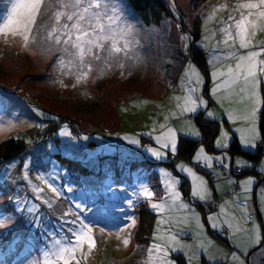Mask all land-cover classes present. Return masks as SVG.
Masks as SVG:
<instances>
[{"label": "rangeland", "instance_id": "374dc122", "mask_svg": "<svg viewBox=\"0 0 264 264\" xmlns=\"http://www.w3.org/2000/svg\"><path fill=\"white\" fill-rule=\"evenodd\" d=\"M165 2L170 14L166 15L161 24L145 26L138 19L129 20L134 23L140 35V45L136 51L140 57L138 61L124 60V68L113 67L99 77L93 70L91 75L80 83L76 82V77H59L51 66L52 57L24 47L20 36L0 33V90L6 92H0V124L4 125L0 127V140L11 134H22L26 128L34 127L37 123L41 126L43 122L40 118L46 115L55 117L56 120L60 119L59 115L74 119L63 121L62 126L57 129L58 140L49 139L41 146L31 145L29 142V155L37 156L26 159L20 174L16 171L15 160L0 167V214L13 220L5 228H0L5 229L0 235L5 259L0 261V264H29V261L37 258L50 239L47 234L60 228L65 212L70 213L67 219H72L71 213H79L93 226L96 245L90 253L85 245L86 258L78 253L80 264H161L162 254L155 251L153 259L147 262V249L153 244L163 243L169 235L176 233H179L185 246L177 247L176 250L169 249L167 260L173 264H177V253H182L188 264H203L204 259L207 264H236L228 255L236 250L235 244L231 243V233L226 228H211L212 222L207 219L219 213L220 207L206 213L198 206L200 200L193 201L194 198L191 197L190 201L186 198L180 187L183 180L181 174H186L179 173L176 167L174 171L168 165L159 164L148 169V164H145L146 168L141 164L133 166V163H140L145 157L159 161L146 149L167 151L161 148L155 137L168 128L174 131L177 143L180 135L191 136L189 133H200L199 122L195 117L199 111H203L206 116L211 112L213 115L208 117L219 119V137L227 129L230 132L228 127H232L241 139L239 129L250 126V121L243 119L247 107L246 100L241 99L239 95L228 94L224 89L213 95L211 89L225 77L214 79L212 72L217 69L227 72L229 67H235L236 60L229 56L230 51L245 53L248 50H259L264 43V31L257 32L252 38L251 49H238V45L236 49H230L228 45L218 43L223 39V33L220 31L223 25L219 21L221 17H227L237 0H209L203 5H197L195 0ZM220 3H227L228 8L219 9L213 19H206L213 6ZM7 6H10L9 0H0V17L6 13ZM124 7L127 13H130L129 8L125 5ZM198 25L200 33L195 43L205 54L203 66L193 60L190 52L194 40L193 33ZM231 43L232 41H229V44ZM216 56L222 59L217 60L214 67L212 61ZM261 58L264 59V56ZM190 65L200 74L202 83L198 86L197 95L206 102L196 113L181 110L183 98L188 94V81L190 78L195 79L186 72ZM242 86V81L235 86L237 92ZM259 90L261 98L264 99V78L261 79ZM218 96L222 98L218 99ZM40 107L50 111H42ZM261 107L262 105L255 121L260 138ZM33 113L38 115L39 120L35 119ZM226 117L230 126L224 120ZM62 131L70 135H61ZM128 137L139 140V144L130 143ZM228 141L231 142L230 137ZM200 147L209 155L224 156L223 163L227 167H222L219 161L214 160L213 167L206 169L198 166L193 157L192 160L176 161L175 166L183 163L204 176L212 189V196L217 186H214L215 183L230 184L225 190L218 184L219 196H226L224 199L218 198V204L226 198L231 200L237 194L242 196V188L241 193L237 189L234 190V182L228 183L227 175H224V170L230 169L232 158L225 149L227 147L220 151L207 149L204 143H200L198 149ZM256 147L251 149L255 150ZM43 148L47 152L44 156L41 155ZM64 157L73 161L66 162ZM238 159L245 161L243 157ZM81 164L90 170L85 171ZM261 165L264 173V156ZM161 168L172 171L173 175L181 179V183L177 185L181 199L199 214V221L190 218L187 222L173 227L175 219L185 214L184 209H177L172 215L167 211L157 212L150 241L138 244L134 240L137 227L135 211L141 201L147 200L135 199L133 192L141 183H147L155 193L150 173H157L162 183L159 171ZM206 170L208 172H205ZM216 170L224 171L221 176L224 178L223 183L221 178L215 176ZM212 172L215 174L213 180L209 176ZM37 176H44L61 194L57 196L52 193L46 184L37 180ZM248 177H254V192L250 203H255L261 186H257L258 177L254 173H249L241 179ZM34 185L44 188L43 197L52 200L51 206L35 199ZM228 189L230 191H227ZM129 199H135L133 207L128 206ZM152 199L155 202L161 198L155 193ZM34 203L40 207L38 218L33 223L30 222L33 218L26 209ZM76 204H80L81 208L77 209ZM18 206L24 211H17ZM225 212L236 215L239 219L232 204L225 206ZM254 218L264 225V213L254 212ZM132 220H135V223H132ZM201 224L204 225L203 228L199 226ZM250 224L251 222H248L244 226L248 227ZM209 227L224 239L216 237ZM126 238L129 240L127 245L124 244ZM225 239L229 243H226ZM201 241L205 243V247L199 246ZM208 241L212 243L209 244ZM261 253H264V244L259 246V251L255 247L251 248L246 259H250V264H264ZM72 264H75V261H72Z\"/></svg>", "mask_w": 264, "mask_h": 264}, {"label": "snow or ice", "instance_id": "6c2138e0", "mask_svg": "<svg viewBox=\"0 0 264 264\" xmlns=\"http://www.w3.org/2000/svg\"><path fill=\"white\" fill-rule=\"evenodd\" d=\"M9 4L10 6L6 7V13L0 17L2 20L0 33H10L13 37L18 35L22 38L24 47L35 45L42 54H56L54 67L64 75H75L77 83L87 79L93 70L99 77L113 67L124 68V60L138 61L140 59L136 54L139 46L138 40L135 39L136 27L128 21L124 9L120 6V0H9ZM225 8H228L227 3L213 6L206 19H213L217 10ZM44 17L47 19L43 23H38V20ZM219 23L223 25L220 28L223 39L218 43L222 42L230 49H236L237 45L238 49H251L253 47L252 38L257 32L264 31V0H237L232 11L227 17H221ZM229 41L232 43L229 44ZM229 56L235 58V67H229L227 72L214 70L212 72L214 79L225 78L216 83L211 91L213 95H216L224 89L226 93L239 95L241 99L246 100L247 107L243 119L250 121V126L239 129V131L241 132V143L246 147L254 148L257 146V140L260 139L255 126L257 112L260 106L264 105V99L261 98L259 90L261 79L264 78V59L261 58L264 56V43L259 50H248L245 53L230 51ZM220 59H222L220 56L213 58L214 67L215 62ZM186 72L195 79L190 78L188 81V94L183 98L181 110L196 113L198 108L206 103L197 95L202 79L191 65ZM241 81L243 86L237 92L235 86ZM207 115L212 116L213 113L209 112ZM8 124L11 126V121ZM3 126L0 124V127ZM61 135H70V133L62 131ZM195 135L198 136L199 133L196 132ZM226 137L227 133L222 132L215 141V146L227 147ZM127 139L132 144H139L137 139L131 137ZM155 139L161 148L167 150L146 149L155 159L164 161L169 153L173 157L176 156L178 143L171 128L156 136ZM224 159V156L209 155L203 147H200L193 156L194 162L206 169L213 167L214 160L219 161L222 167H227L223 163ZM236 163L241 166L247 164L246 161L241 160H237ZM175 167L179 173L186 174L190 180L191 197L201 201L212 198V189L204 176L197 174L192 167L183 163ZM159 171L165 196L154 202L152 198L155 193L147 183H141L133 192L134 198L147 200L150 207L158 213L167 211L169 215H172L177 209H184L185 214L175 219L173 227L187 222L190 218L199 221V214L181 199V193L177 189L181 179L167 169L161 168ZM37 180L46 184L47 188L57 196L61 194L44 176H37ZM238 183L243 189V195L237 194L231 200L224 201L219 205L220 212L207 219L212 222L211 228H226L231 233V243H234L236 247V250L228 254L231 259L236 264H250V259L246 258L251 248L255 247L259 251V246L264 244V225L254 218V212L264 213V187L259 189L256 202L250 203L254 192V177H248ZM68 190L71 191L70 188ZM33 193L37 201L42 200L43 203L51 206L52 200L43 197V187L34 185ZM135 199L127 200L129 207L134 206ZM227 204L235 207L239 219L236 215L225 212ZM39 207V204L34 203L26 209L33 218L30 222H36ZM76 208L80 209L81 205L76 204ZM17 211L22 212L24 209L18 206ZM69 215V212L63 214L60 228L47 234L50 239L46 247L37 258L29 261V264H72V261L80 264L78 253L87 257V253L84 252L85 245H87L88 253L93 250L96 239L91 223L82 218L79 213H71L72 219L70 220L67 219ZM0 217H2L0 228H5L7 224L13 222L11 217H4L3 214H0ZM248 222H251L250 226L245 227L244 225ZM132 223H135V220H132ZM199 226L204 227L203 224ZM168 231L170 232L171 229ZM128 243L129 240L126 238L124 244ZM208 243L212 242L208 241ZM181 246L185 245L179 233L169 235L163 243L153 244L147 249V262L153 259L155 251L162 254L161 264H173L167 260L169 249L176 250ZM199 246L205 247V243L201 241ZM261 259H264V253H261Z\"/></svg>", "mask_w": 264, "mask_h": 264}, {"label": "trees", "instance_id": "16d2710c", "mask_svg": "<svg viewBox=\"0 0 264 264\" xmlns=\"http://www.w3.org/2000/svg\"><path fill=\"white\" fill-rule=\"evenodd\" d=\"M208 1L209 0H195V3L197 5H203ZM123 4L129 8L130 13H127V10ZM120 6L124 9L128 21L130 19H134V20L138 19L145 26L159 25L166 18V15L170 14V10L165 0H120ZM46 19L47 17H44L43 19L38 20V23H43L44 20ZM136 33H137V29H136ZM199 33L200 32L198 25V27L195 29V32L193 33L194 40L192 41L190 52L193 60L199 63L200 66H203L205 64V54L202 51V49L198 47L197 44L195 43V40L197 39ZM139 38L140 35L137 33L135 39L139 40ZM29 48L33 49L34 51H36L41 55H45L42 54L40 49L35 45H32ZM138 49L139 46L136 49V51ZM47 55L52 57L51 66L52 68H54L55 72L59 77H64V78L75 77V75H64L54 67L56 54H47ZM0 92L6 93L4 90H0ZM40 108L42 109V111H50L49 109L44 107L43 108L40 107ZM33 116L35 117V119L39 120L37 114L33 113ZM58 117H60V119L56 120L55 117L46 115L44 118H40L41 121L43 122L41 126H38L37 123L34 127L26 128L22 134H13V135L11 134L12 136L9 135L4 137L2 140H0V167L5 166L8 163L15 160V165L17 167L16 171L20 174L22 172L23 166L25 165L26 159L36 158L37 156V155H29L31 152V149H29V144H30L29 142H31V145L41 146L44 145L49 139L58 140L57 129L62 126L63 121L66 119L74 120L66 116L59 115ZM195 117L198 120L200 126V133H201L200 138L180 135L178 139V153L176 154L175 157H173L171 153L169 154L168 157L169 159L164 161H155V160L152 161L149 158L145 157L141 161H139L140 163L134 162L133 166H138L140 164L145 166V164H148L150 165L148 169H151L154 165L161 163L168 165L169 168L171 167L174 169V171H176L175 162L178 159L191 160L192 155L195 153L200 143H204L210 149H215L213 143L220 132V126H221L219 119L208 117L203 111H199ZM259 126L261 129L262 137L258 141H263L264 143V105H262L259 113ZM227 151L230 153L233 162L236 159V157L237 158L243 157V159L247 162L245 167H241V166L237 167L232 163V166L229 169V171L225 170V174L227 176L234 175V177H236L235 180L237 181V183L234 186L235 190L237 189V191H239L238 182L242 180L241 179L242 177L246 176L249 173H254L257 175L258 177L257 186L259 185L261 187H264V173L263 170L261 169L263 168L261 165V160L264 156V151H259L257 149L253 150L248 148L245 149V147L242 146L239 137L236 133H233L231 142H229V145L227 147ZM46 153H47L46 149L43 148L41 151V155L44 156ZM57 155L60 156L59 153H57ZM64 159L66 160V162L68 160L73 161V159L69 157H64ZM81 166L84 167L85 171L90 170V168L87 167L86 165L81 164ZM150 178H151V185L156 193V196L160 197L163 194V186L162 183L160 182V179L158 178L157 173L151 172ZM210 178L212 180L214 179L213 174L210 176ZM180 187L182 188L185 195L188 196L190 194L189 186L187 184L186 179L182 181ZM213 202L208 204L199 203L198 206L202 208L204 212L207 213L210 212L209 209L212 210L218 209L219 204L216 208H213L212 207ZM135 214L137 217V227L135 230L134 240H136L138 244H146L150 241L152 237L155 227V221L157 218V211L153 210L147 201H141L137 205ZM2 231H5V229H0V235ZM215 236L220 237L217 234ZM220 239H224V238L221 237ZM225 242L229 243L227 239H225ZM175 258L177 264H188V261L186 260L185 256L182 253H177L175 255ZM3 259H5V256L0 245V261H2ZM203 264H207V263L203 261Z\"/></svg>", "mask_w": 264, "mask_h": 264}, {"label": "crops", "instance_id": "0c3cea01", "mask_svg": "<svg viewBox=\"0 0 264 264\" xmlns=\"http://www.w3.org/2000/svg\"><path fill=\"white\" fill-rule=\"evenodd\" d=\"M224 120L227 122V124L230 126V123H229V121H228V119H227V117L226 118H224ZM228 128H230V132L228 131V129L226 130V133H227V137H226V139H225V144L227 145L228 144V140H229V137L232 139V136H233V133H236V134H238L236 131H234L233 129H232V127H228ZM195 133L196 132H192V133H189L191 136H193V137H200L201 136V134L199 133V135L197 136V135H195ZM189 134H187V135H189ZM218 137H219V134H218V136L216 137V139L214 140V143H213V146H214V148L216 149V151H220V150H222L223 148H217L216 146H215V141L218 139ZM238 137H239V140H240V142H241V139H240V136L238 135ZM258 140H260V139H258ZM242 144V143H241ZM229 145V144H228ZM242 146L243 147H245V148H248V149H251V148H253V147H246L245 145H243L242 144ZM228 147V146H227ZM206 148L207 149H210V148H208L207 146H206ZM198 149V148H197ZM226 150H227V148H225ZM257 149V148H256ZM210 151V150H209ZM196 152V151H195ZM195 154V153H194ZM194 154L192 155V157L194 156ZM179 160H181V159H178L177 160V162H179ZM186 160V159H185ZM191 160H192V158H191ZM237 160H240V159H238V158H236V160L233 162V160L231 159V163L229 164V167L231 168V166H232V163H233V165H237V163H236V161ZM153 161V160H152ZM177 162H175V164L177 163ZM159 164H161V163H158V164H156V165H159ZM199 166V165H198ZM238 166H241V165H238ZM225 169V168H224ZM225 171V170H224ZM224 171H219V170H216L215 171V173L217 174V175H215V174H213V172L211 173V174H209V176H211L212 174L213 175H215V176H217L218 178H221L222 179V173H224ZM229 171V170H228ZM205 172H208V170H206ZM224 175H225V173H224ZM181 176H182V178H183V180L182 181H184L185 179L187 180V184H188V186H189V192H190V181H189V179L186 177V175L184 176V175H182L181 174ZM227 178V182L228 183H230V182H234V185H233V187L235 186V184L237 183V181H234L235 180V177L234 176H227L226 177ZM224 179V178H223ZM223 179H222V183L224 182L223 181ZM242 180H245V178L244 179H242ZM241 180V181H242ZM219 181H221V180H219ZM216 184H217V186H216ZM220 186H223V188H224V190L225 189H227V188H229V186H230V184H225V185H222L220 182H217V183H215L214 184V186H216V188L214 189V196H212V198L210 199L211 201H206L205 203H212L213 201H216L218 198H223V197H220L219 196V193H218V187H219V185ZM238 187H239V191L238 192H240L241 193V191L243 190H241V187L239 186V183H238ZM235 190V189H234ZM227 191H230V189H228ZM165 192V191H164ZM236 192V191H235ZM184 193V192H183ZM163 194H165V193H163ZM163 194L160 196V198L163 196ZM225 195V194H224ZM184 196L187 198H189V200L190 201H198V199H192L191 198V196H190V194L187 196V195H185L184 194ZM226 196H224V198H225ZM223 198V199H224ZM192 199V200H191ZM228 198H226L225 199V201L227 200ZM200 203H204V202H202L201 200H200ZM222 203H223V200H222ZM199 204V203H198ZM219 204H221V201H220V203ZM200 208V207H199ZM200 209H202V208H200ZM209 211L211 212V211H214V210H212V209H209ZM209 213V212H208ZM210 228V227H209ZM210 231H212L213 233H214V231H213V229L211 230V228L209 229ZM215 235L217 234V233H214ZM219 238H221V237H219ZM203 261H205V259L203 260Z\"/></svg>", "mask_w": 264, "mask_h": 264}, {"label": "built area", "instance_id": "2783aa9c", "mask_svg": "<svg viewBox=\"0 0 264 264\" xmlns=\"http://www.w3.org/2000/svg\"><path fill=\"white\" fill-rule=\"evenodd\" d=\"M257 147L260 148L262 151H264V143H263V141H259L257 143ZM217 206H218V203L216 201H214L212 207L216 208Z\"/></svg>", "mask_w": 264, "mask_h": 264}, {"label": "clouds", "instance_id": "9594fccd", "mask_svg": "<svg viewBox=\"0 0 264 264\" xmlns=\"http://www.w3.org/2000/svg\"><path fill=\"white\" fill-rule=\"evenodd\" d=\"M259 142V141H258ZM257 148V150H259V151H262L260 148H258V147H256Z\"/></svg>", "mask_w": 264, "mask_h": 264}]
</instances>
